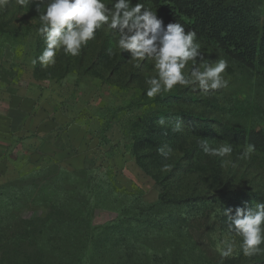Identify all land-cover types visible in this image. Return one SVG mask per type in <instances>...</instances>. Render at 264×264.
Listing matches in <instances>:
<instances>
[{
    "label": "rangeland",
    "instance_id": "rangeland-1",
    "mask_svg": "<svg viewBox=\"0 0 264 264\" xmlns=\"http://www.w3.org/2000/svg\"><path fill=\"white\" fill-rule=\"evenodd\" d=\"M230 1L234 0L220 4ZM131 2L157 12L165 26L181 24L162 0ZM251 4L264 25V0ZM38 15L35 6L21 7L15 0L0 7V81H11L21 93L76 123L81 131L73 130V136L85 134L87 141L80 149L92 153L91 165L75 173L60 163L34 172L23 168L16 176L21 178L1 187L0 254L6 235L19 231L7 227L5 211L11 214L37 202L39 207L24 214L57 212L64 223L89 218L101 233L96 242L117 237L106 249L115 252H109L114 259L107 264H117L118 253L126 249L147 255L148 261L135 264H264V253L243 254L242 240L229 231L227 217L217 214L212 221L217 208L233 209L234 215L236 207L264 202V78L242 56L196 34L208 63L227 62L222 73L227 86L202 94L192 86L177 85L148 98L146 82L156 75L153 61L137 66L128 53L113 47L117 35L107 27L97 30L79 55L60 51L55 65L42 69L39 63L32 64L45 47L37 31ZM182 17L188 20L187 15ZM183 26L186 32L192 28ZM191 69L189 61L184 71L190 74ZM203 140L214 148L230 145L233 151L225 157L205 155L200 148ZM248 144L256 151L240 159ZM161 146H166V156L158 152ZM78 225L64 230L52 226V232L65 235L58 245L44 235L47 264H88L87 259L77 261L86 246L85 230ZM219 240L234 244L231 257L222 259L216 251Z\"/></svg>",
    "mask_w": 264,
    "mask_h": 264
},
{
    "label": "clouds",
    "instance_id": "clouds-1",
    "mask_svg": "<svg viewBox=\"0 0 264 264\" xmlns=\"http://www.w3.org/2000/svg\"><path fill=\"white\" fill-rule=\"evenodd\" d=\"M25 7L35 6L41 26L38 33L43 37L45 47L41 54L32 60V64H40L42 69L52 67L56 63L57 53L77 56L82 47L94 40L97 30L107 27L116 33L113 47L122 53H128L137 66L145 60H152L155 76L147 80L146 96L155 98L171 92L177 85L192 86L202 94L219 90L227 86L222 73L227 68L225 60L214 64L208 63L200 52V44L196 43V33L185 31L180 23H168L166 26L157 12L143 3L133 4L131 0H114L111 5L105 0H15ZM8 0H0V7ZM112 49H109L111 52ZM199 57V66L197 61ZM189 61L192 63L190 74L184 70ZM201 68L203 70H201ZM161 125L164 120L159 121ZM176 131H180L177 126ZM166 146L158 148V152L166 156ZM205 155L225 157L233 151L230 145L219 148L210 146L207 140L200 142ZM256 151L255 145L248 144L240 159H247ZM217 208V214L227 217L229 231L242 240L240 249L245 256L264 253V202H256L251 208L236 207ZM216 251L222 259L231 257L234 244L227 240H219Z\"/></svg>",
    "mask_w": 264,
    "mask_h": 264
},
{
    "label": "trees",
    "instance_id": "trees-1",
    "mask_svg": "<svg viewBox=\"0 0 264 264\" xmlns=\"http://www.w3.org/2000/svg\"><path fill=\"white\" fill-rule=\"evenodd\" d=\"M164 2L165 0H162V4L171 9V14L177 20H181L182 25L192 27L187 30L193 31L202 37L207 36L225 47L227 51L242 56L246 63L264 78V25L260 24L261 17L254 12L251 0H244V2L243 0H234L225 3L224 6L220 4L221 0H169L166 3ZM193 14H195L194 20L191 19ZM183 15L188 16L187 21L183 19ZM199 22L204 24H199ZM198 26L199 29H197ZM55 164L57 162L45 166H36L30 171L48 169ZM89 169L68 171L75 173ZM19 178L21 177L0 184V188ZM161 205L162 202L155 204L153 207ZM83 206L87 207L85 203H83ZM36 207H39L37 202H28L16 208L11 214L5 211L7 213L5 215L8 216L5 219L7 227H17L19 231H10V235H8L9 233L6 235V242L0 254V264H47L49 258L42 247L45 240L44 235H47L49 243L58 245L64 240L65 235L62 231L52 232L51 227L59 226L64 230V228H71V226L76 225L77 222L80 224L78 226L83 227L86 233L85 251L82 256L77 258V261L82 262L83 259H87L88 264H107L114 259V257L111 258L112 253H109L113 251H107L106 249L117 237H110L107 242L101 238L100 241L96 242L101 233L96 232L98 227L92 225L89 218L83 221L69 218L64 223L61 214H56L57 212L50 214L45 211V213L39 215H25L26 210L35 209ZM128 214L125 211L122 216L126 218ZM117 230H121L120 226L117 227ZM117 241L120 244L122 238L119 236ZM146 256L144 253H133L126 249L118 253L116 263H125L130 260L133 264L136 262L141 263L143 260L148 261Z\"/></svg>",
    "mask_w": 264,
    "mask_h": 264
},
{
    "label": "crops",
    "instance_id": "crops-1",
    "mask_svg": "<svg viewBox=\"0 0 264 264\" xmlns=\"http://www.w3.org/2000/svg\"><path fill=\"white\" fill-rule=\"evenodd\" d=\"M75 124L61 118L49 104L21 93L3 78L0 81V184L16 178L23 168L54 162L69 170L90 168L92 153L80 149L87 138L84 133L79 139L74 138L73 130L81 131Z\"/></svg>",
    "mask_w": 264,
    "mask_h": 264
}]
</instances>
